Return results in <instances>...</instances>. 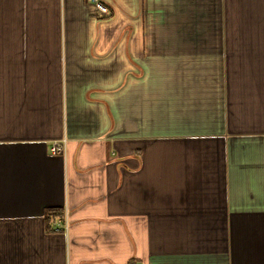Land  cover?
<instances>
[{
    "label": "crops",
    "instance_id": "0c3cea01",
    "mask_svg": "<svg viewBox=\"0 0 264 264\" xmlns=\"http://www.w3.org/2000/svg\"><path fill=\"white\" fill-rule=\"evenodd\" d=\"M99 1L0 0V264H264V0Z\"/></svg>",
    "mask_w": 264,
    "mask_h": 264
},
{
    "label": "built area",
    "instance_id": "2783aa9c",
    "mask_svg": "<svg viewBox=\"0 0 264 264\" xmlns=\"http://www.w3.org/2000/svg\"><path fill=\"white\" fill-rule=\"evenodd\" d=\"M92 3H94L96 5V7L104 12V13H107V9L105 6H103L99 0H90ZM65 144H66V140L65 139H62L61 141H54L52 144H51V147H50V151L52 154L54 155H63L64 152H65ZM66 227V226H65Z\"/></svg>",
    "mask_w": 264,
    "mask_h": 264
},
{
    "label": "trees",
    "instance_id": "16d2710c",
    "mask_svg": "<svg viewBox=\"0 0 264 264\" xmlns=\"http://www.w3.org/2000/svg\"><path fill=\"white\" fill-rule=\"evenodd\" d=\"M58 215L59 213L57 210H48L44 213V218L46 221H49L50 218H55Z\"/></svg>",
    "mask_w": 264,
    "mask_h": 264
}]
</instances>
